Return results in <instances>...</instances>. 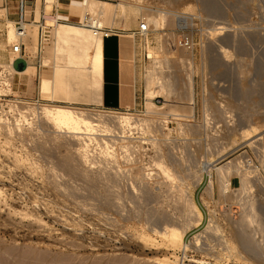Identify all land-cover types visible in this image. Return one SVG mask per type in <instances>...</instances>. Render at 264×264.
Here are the masks:
<instances>
[{"label":"rangeland","instance_id":"1","mask_svg":"<svg viewBox=\"0 0 264 264\" xmlns=\"http://www.w3.org/2000/svg\"><path fill=\"white\" fill-rule=\"evenodd\" d=\"M71 1L80 2L60 6ZM110 2L121 12L128 4L137 8L135 20L118 9L105 23L126 32L147 22L141 7L163 15L162 28L144 35L142 46L145 76L155 65L169 97L156 96L161 111L151 113L146 99L130 111L106 108L83 95L71 100L82 83L89 88V78L63 65L64 56L56 67L51 60L45 63L46 48L54 54L53 29L34 47L26 44L36 71L43 67L40 77L54 70V86L61 92L52 100L34 91L36 74L34 88L25 76L0 75V85L10 79L12 87L7 106L18 102L19 108L13 120L3 117L0 101L5 122L0 124V264H205L208 257L219 264H264V0ZM30 3L31 22L34 13L38 20L47 12L45 0ZM14 6L15 0L0 1V9H7L0 10L1 39L6 20L17 19ZM55 8L78 23L56 2L48 13ZM149 47L159 53L153 61ZM54 105L105 116L101 126L107 130L99 126L87 138L112 141L115 149L101 153L99 145L92 146L96 162L88 163V139L78 141L44 119L46 106ZM114 114L133 115L135 127L116 125ZM143 119L163 132L155 136L144 129L143 134ZM119 129L125 133L119 135ZM167 148L173 158L165 155ZM109 155L115 160L104 158ZM160 165L170 167L174 177L161 175ZM234 175L241 184L231 187ZM182 197L193 202L201 219L184 208ZM238 230L250 235L255 250L241 246Z\"/></svg>","mask_w":264,"mask_h":264},{"label":"bare ground","instance_id":"2","mask_svg":"<svg viewBox=\"0 0 264 264\" xmlns=\"http://www.w3.org/2000/svg\"><path fill=\"white\" fill-rule=\"evenodd\" d=\"M39 1L40 0H37V4L38 5H39ZM65 1H69V0H45V2H47V5H45L46 6L47 13L49 12V10L51 11L53 9V5L56 2L57 6L59 8L68 10L71 14H73L76 17H78V20L81 19V17L85 13H91L93 16H95L98 19V21L100 22V24L104 26L105 23L109 20L110 17L112 19V17H114L116 15V10L119 9L118 7H117L118 9H116V6L113 5L108 0H86V1L80 0V2L79 1H71L72 3L70 2V3H68L66 5L67 8L66 7L63 8L60 5H62V2H65ZM31 3H30V0H28V3H27V18L28 19L30 18V14L29 13H30L31 8L33 6V5H31ZM123 4H124V6L126 5L125 2H123ZM122 7H123V5H122ZM36 8H38V7H36ZM141 9H142V11H144L143 12L144 18L147 21L150 30H154V29L155 30H159V29L162 28V26L164 24L163 23V18H162L163 15L160 12H153V11L147 9V8H146V10H144L145 8H142V7H141ZM0 10L1 11H4V10H7V9H6V7H4L2 9H0ZM119 10L121 12V9H119ZM136 13H137V8L136 7H133V5H131V4L130 5L128 4V6L126 5L123 8V11L121 12V15L125 14V16L127 18L132 19V20H135ZM125 16L123 15V17H125ZM6 22H7L6 23V29H7L6 36H5L4 39L3 38L2 39L0 38V65H3L5 67V68L4 67L3 68L6 69V70H9L10 72H12V74H17V76L19 75L20 77H24V76L27 77L26 82H27L29 88H34V75L37 73V71H36L35 66H33V63L31 62V60H29L28 57L27 58H20V59H23L25 61V66H24V68H21L19 70L17 68H15L14 66H12V61L14 60V58L16 56V53L13 52V45L15 43H17L18 41H20V40L18 39V29L16 27V24H14L11 19H7ZM24 28H25V32H24V35H23V39H24L25 43L27 45H29V46L34 47L36 45V43L38 42V40H39V26H38V24L37 23H34V22H31V21H27V22L24 23ZM149 31L146 32L145 35L148 34ZM50 32H51V30H50ZM50 32H49V35H50ZM118 35H121V34H118ZM53 37H54V41H53L54 54L53 55H50L47 52V48H46V51L44 53L45 63L51 60V62L53 63L52 66L53 67H56L57 65L61 64V63H59V60L62 58L61 56H64L65 62L63 63V65L68 66V68L71 67V68L76 69L79 74L86 75L90 79V82H89V85H88L89 86L88 89H85L84 88L85 86L82 83L83 88L81 86V88H80L81 89V93L83 94L86 91H88L90 93V98H91L92 101H94V102L101 101L102 100V92H103V82H104V79L106 78V76H105V69L106 68L105 67L106 66L109 67V66H111V64L113 66V60L110 59V58H109V61L111 60V62L105 63L106 61H108V58L106 59V56H107L106 54L107 53L108 54H111L112 52H110V51L112 50V48L114 46L115 47H118L120 45V46H122L124 48V43L125 42H129V44H130V42L132 41V39H130V38H132V36L130 38H128V39H125V40L124 39L123 40H117L115 34H111V35H109L107 37L106 36H103V35H100V34L99 35H95L91 29H89V28H87L85 26H82V25H80L78 23H75V22H60L59 24L55 25L54 28H53ZM146 39L148 40L147 37H146ZM7 44H11V50L10 49H7ZM115 50H116V48H115ZM112 51L114 52V49ZM157 54H159L158 51H156L152 47H149V49L147 51L148 58H150L153 61L156 58ZM112 55H114V53ZM115 55H117V54H115ZM133 58H132V60H133ZM114 63H115V61H114ZM108 64H109V66H108ZM18 65H19V63H18ZM111 67H109V68H111ZM53 74H54V70L52 71L51 76H45V75L41 76L40 77V80H39V85H38L39 94H41L43 97L48 96L52 100L56 97V91H55L56 86H54L55 84L53 82ZM106 74L107 75L108 74H112V71H111V73L110 72L109 73L106 72ZM104 76H105V78H104ZM145 77H146V79H145L146 105L145 106L147 107V111L150 112V113L151 112H160L161 110L160 111L157 110L158 109V104L154 101V99L159 94H163L165 97L166 96L169 97V91H167L165 84L162 83V81L159 80L158 72H156V70H155V65H154V67L151 65L147 69V72H146V76ZM111 79H114V78H111ZM9 81H10V79H9ZM9 81L7 83L10 85V82ZM108 87L111 88L110 86H108ZM104 89H105V87H104ZM112 89H110L109 91H111ZM111 94L113 95L114 93L111 92ZM167 97H166V101H167ZM162 106L163 105H161V107ZM249 106H251V105H249ZM159 108H160V106H159ZM42 109H43V107H42ZM125 111H130V110L127 109ZM164 111H166V110H164ZM42 113H43L44 119H47L58 130L63 131V132L70 133V135L73 136V138L76 139V140H78V141L84 140L85 138L88 139L86 141L87 142V144H86L87 147L86 148H87L88 154H85V155H89L88 156L89 159H88V161L87 160L86 161L88 163L90 162L91 165H92L93 162H96L93 159L94 157L93 156H90L91 155L90 150L92 149V146L99 145L100 146V149H101L100 150L101 153H102V150L105 149V148L107 149L108 146H109V150H111V151H113L115 149V143H111L112 141L110 143H107V142H104V141L95 142V141H92L94 138L92 140H90V138H87L88 135L89 136L91 135V133H94V132L97 133V130L99 129V126L102 127V129L105 128V127H103V125L101 126V124H104L102 121H104L103 118L105 116L102 118L103 115L101 113H100L101 115H98L99 112L96 113V115H90V114H87V113H83V110L81 112V110H78V109L73 108V107H70V106L54 105L53 107L46 106V108L44 109V111ZM131 116H133V115H125V114H119L118 115L117 114L115 116V114H114V116H110V117L112 118V120L114 122H116V125H119V126H122L123 127V126H127V125H131L132 124V128H134L135 127V124H133V122L136 121V120H135V118L132 119L133 117H131ZM178 118H180V117L178 116ZM134 123H136V122H134ZM0 124L1 125H4L5 122H1L0 121ZM143 125H144V127L142 126L143 129L140 128V129H142L141 131H143L142 132L143 134H144V129L148 132L149 135L150 134L153 135L157 131L163 132V129H159L151 121H148V120L145 121L144 120ZM136 126H138V125H136ZM129 128H130V126H129ZM137 128H139V127H137ZM119 130H121V131H118V134L121 133V132H124L123 131L124 129L123 130L122 129H119ZM169 130H170V128H169ZM113 131H115V130H113ZM125 131H127V130L125 129ZM105 133H106V131H105ZM110 133H111V131H110ZM121 134H123V133H121ZM121 134H119V135H121ZM164 134H166V133H164ZM167 134H169V132ZM92 135H94V134H92ZM102 135H101V137H102ZM127 135H128V133H127ZM106 136H109V135H106ZM132 136L135 137L134 135H132ZM146 136H148V135L146 134ZM164 136L166 137V135H164ZM90 137H92V136H90ZM149 137H151V136H149ZM98 138H100V137H98ZM130 138H132V137H130ZM130 138H128V139L130 140ZM140 138H141V136H140ZM140 138L138 136L137 139H140ZM118 139H117V141H118ZM128 139H126V140H128ZM159 139L161 141V138H159ZM134 140L135 139L132 138V141H134ZM130 141H128V142L130 143ZM128 142L125 141V143H128ZM129 145H132V144H129ZM133 145H135V144L133 143ZM140 145H141V143H140ZM127 146H128V144H127ZM79 147L77 149H79ZM126 147H125V149H126ZM128 148H130V147H128ZM168 148H170V147L168 146ZM131 149H132V146H131ZM168 150H166V151H168ZM82 151H83V149H81V148L79 149V151L76 150V152H79L80 153V154L78 153L80 156L81 155H84L83 152H85V151H83V152ZM107 153H108V151H107ZM114 153L116 154V152H114ZM167 153H165L166 156H169V155L172 154L171 150H169V154H167ZM161 155L164 156V153H161ZM172 155H171V158H173ZM114 157H111V156L110 157H105L104 156V158H106V159L110 158L111 160H115ZM123 160H125V159H123ZM170 161H171V159H170ZM157 163L160 164V162H157ZM163 164H164V162H163ZM164 165H160L161 173H162L161 175H163L165 177H168V178L174 177V171L170 167H167V166H164ZM71 168H73V167L71 166ZM140 168H141V166H140ZM140 168H138L139 171H141ZM144 168H146V166H144ZM147 169H148V167H147ZM101 170H103V169H101ZM121 171H123V170H121ZM142 171H144V169ZM86 172H87V170H86ZM143 173H145V172H143ZM146 173H149L148 170L146 171ZM144 175H146V174H144ZM223 185L222 186L220 185V186L223 187ZM183 196H184V194H183ZM180 203H182V205L184 206V208L187 211H189L191 213V215L194 214L193 217L195 215H196V217L198 216V213L196 212V209L197 208L195 209V207H194L195 205H193V202L190 199L188 200L187 198H185V200H183V197H182V201H181V198H180ZM198 217L201 219V216L200 215ZM198 217L196 218L197 220H198ZM193 219H195V218H193ZM197 220L195 222H197ZM167 224H168V222H167ZM210 225H211L210 227H212V228H209V229H213L214 230V228H215L214 222L213 223L210 222ZM213 230H210V231H213ZM237 236L239 237L241 246L243 245V247L245 249H248L249 251L250 250H255L251 246L252 241H251V238H249L250 235L244 233L241 230H238L237 231Z\"/></svg>","mask_w":264,"mask_h":264},{"label":"crops","instance_id":"3","mask_svg":"<svg viewBox=\"0 0 264 264\" xmlns=\"http://www.w3.org/2000/svg\"><path fill=\"white\" fill-rule=\"evenodd\" d=\"M63 5H66V4H63ZM33 15H34L33 17L35 18V13ZM138 27H139V25L137 27H134V29L131 32H126L122 29H116V31H114L115 33L114 32L111 33V34L116 35L117 40H123V39L125 40V39H128L132 36V38H130V39H132V41L130 40L131 41L130 44H129V42H125L124 48L120 45L118 47L114 46L112 48V50L114 49V52L111 50L110 51V52H112L111 54H108V53L106 54L107 55L106 59L108 58V61H106L105 63L111 62V60L109 61V58L112 59L113 60V66H112V64H111V66L114 69L111 66H109L110 63L108 64V66L111 68H109L107 66L105 67L106 68L105 69L106 78L104 76L105 79L103 82L102 100L97 101V102L92 101L90 98V93H89L90 99H88L87 94L81 93L80 87H78V90H76L74 92V96L72 97L73 99L71 98V100H75V98L78 97V95H83L84 99L90 100L92 103L102 104L104 107L109 108V109H113V110H127V109L137 108L144 103V101L146 99L145 72H144L145 68H146L145 67V50L142 46V37L143 36L139 33ZM111 34H109V35H111ZM118 34H121V35H118ZM39 36H40V29H39ZM39 38H41V37H39ZM40 40L42 42V38ZM40 47H41V45H40ZM115 48H116V50H115ZM25 50H26V45H25ZM26 52H27V50H26ZM113 53H114V55H112ZM115 54H117V55H115ZM29 57H30V55H28V58ZM132 58H133V60H132ZM114 61H115V63H114ZM38 66H40V65L36 66L37 67V73H36L35 77L38 75L39 80H40V72H41V69L43 67L38 71ZM69 68H71V67H69ZM74 71L76 72V69H74ZM111 71H112L113 75L112 74H108V75L106 74V72L111 73ZM35 77H34V83H36ZM110 77L114 78V79H111ZM53 82H54V79H53ZM89 82H90V79H89ZM35 86L37 88L34 91H37L39 93L38 85H35ZM108 86H110L111 88H109ZM104 87H105V89H104ZM82 88H83V85H82ZM110 89H112V90L109 91ZM55 91H56V96L58 93L60 94V92H61L57 88L55 89ZM111 92H113L114 94L112 95ZM237 184H240V181L237 178H233L231 180V186H236Z\"/></svg>","mask_w":264,"mask_h":264},{"label":"built area","instance_id":"4","mask_svg":"<svg viewBox=\"0 0 264 264\" xmlns=\"http://www.w3.org/2000/svg\"><path fill=\"white\" fill-rule=\"evenodd\" d=\"M86 1V0H83ZM112 1V0H110ZM27 2L28 0H15V10L17 14V19L15 21L16 27L18 29V41L13 45V52L16 53V56L14 60L12 61V66L15 67V63L18 59L20 58H27L26 50H25V41L23 39V35L25 32L24 28V23L27 21H31V19L27 18ZM32 22H35L38 24L39 29H40V37L43 38V36H49L50 30L54 28L55 25L59 24L60 22H73V20L70 18L69 14H60L57 9L55 8L53 12L47 13L45 10L42 11L40 18L37 20L33 17ZM77 22L85 26L93 31L95 35H103V36H108L112 32L116 31L117 28L113 27H107L103 26L100 24L98 19L93 16L91 13H85L81 19L77 20ZM150 30L149 25L145 21H141L138 27L139 33L144 36L146 32ZM46 39V37H45ZM190 44V39L188 37H185L184 39V46H188ZM16 68V67H15ZM19 70V69H18ZM1 79L4 78H10V76L16 75V74H11L9 70H6L2 67V70L0 71ZM3 83L0 85V101H1V107L3 110L2 116L14 119L19 115V108H18V102H15V104H11L12 106H7V102L9 101L8 96L10 95V89H12L11 84L9 85L7 82H4L1 80ZM252 159L249 158L247 160L248 166H252ZM233 178H237L240 181L241 184V179L239 175H234L230 178V186H231V180ZM232 187V186H231ZM205 264H219L217 263L216 259L212 257L206 258Z\"/></svg>","mask_w":264,"mask_h":264},{"label":"water","instance_id":"5","mask_svg":"<svg viewBox=\"0 0 264 264\" xmlns=\"http://www.w3.org/2000/svg\"><path fill=\"white\" fill-rule=\"evenodd\" d=\"M17 62L19 63V65H18ZM24 66H25V61H24L23 59H18V60L16 61V63H15V67H16L17 69L24 68Z\"/></svg>","mask_w":264,"mask_h":264}]
</instances>
